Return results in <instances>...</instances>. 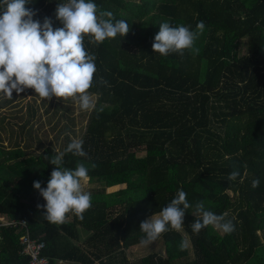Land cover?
<instances>
[{"label": "trees", "instance_id": "1", "mask_svg": "<svg viewBox=\"0 0 264 264\" xmlns=\"http://www.w3.org/2000/svg\"><path fill=\"white\" fill-rule=\"evenodd\" d=\"M62 2L31 0L27 7L37 12L34 19L42 23L48 17L58 28L55 10ZM93 2L112 12L114 22L127 21L130 31L98 46L85 38L86 51L96 57L89 89L96 107L80 138L87 156L66 153L63 167L96 165L88 174L90 187L83 189L91 193L92 207L82 221L69 214L67 223L50 224L45 209L38 208L46 201L33 182L47 186L55 167L50 158L72 140L64 134L57 150L36 139L35 149L22 150L24 137L12 130V143L4 145L0 136V217L25 219L30 236L44 242L48 264H264V0ZM165 21L193 31L203 21L198 54L154 53V37ZM242 43L245 52L239 54ZM4 97L0 94V110L15 102L16 93ZM26 112L19 127L36 117L29 103ZM233 171L240 175L229 181ZM256 179L260 183L253 188ZM179 190L191 205L182 231L163 234L161 251L128 258L144 237L141 222ZM201 201L206 210L225 214L235 230L225 234L206 227L194 233L191 224L199 218ZM20 234L0 227V264H28L20 254ZM181 241L187 244L184 251L178 248Z\"/></svg>", "mask_w": 264, "mask_h": 264}, {"label": "clouds", "instance_id": "2", "mask_svg": "<svg viewBox=\"0 0 264 264\" xmlns=\"http://www.w3.org/2000/svg\"><path fill=\"white\" fill-rule=\"evenodd\" d=\"M30 3L31 0H0V94L13 99L14 91L20 95L32 89L47 101L53 97L62 101L71 98L82 111L94 110L96 105L89 89L97 71L96 57L86 51L85 38L98 46L106 39H115L118 35L125 37L130 25L125 20L114 22L113 13L100 11L93 0H66L58 3L55 10L62 27L53 28L48 17L42 23L34 19L37 12L27 7ZM204 27L203 21L197 23L196 31L183 24L162 22L152 50L161 56L183 55L185 50L198 54L195 42ZM66 153L87 156L83 141L73 139L63 152L50 158L49 162L55 167L47 186L41 187L40 181L33 182L34 189L46 201L38 208L45 209L44 218L56 226L67 223L69 214L82 221L83 214L92 207L91 193L82 189L81 181L88 178L90 168L95 169L96 165L93 163L89 167L77 162L74 169L65 168L63 157ZM239 175V171H233L228 180L235 181ZM259 183V179L253 180V188ZM186 197L187 193L179 190L159 213L141 222L140 231L144 233L141 244L149 246L169 231H182L186 210L191 206ZM196 215L199 218L191 224L196 234L206 227L225 234L235 230L225 214L206 210L203 201L196 204ZM186 247L184 241L178 245L180 251Z\"/></svg>", "mask_w": 264, "mask_h": 264}, {"label": "rangeland", "instance_id": "3", "mask_svg": "<svg viewBox=\"0 0 264 264\" xmlns=\"http://www.w3.org/2000/svg\"><path fill=\"white\" fill-rule=\"evenodd\" d=\"M244 52L245 45L242 43L239 49V54H243ZM92 99L94 102V96H92ZM28 103L32 108L36 109V118L34 119V124L37 127L34 126L36 129L30 132L33 134V137H24L25 142L22 145L23 149H25L24 145L26 144L27 146L29 145L31 149H35L36 139H40L41 141H45V144L51 142L54 148L59 150L64 144V134H67L71 140H80L87 115L90 111H82L79 105L71 98L62 101L53 97L51 101H47L36 95L33 90L30 94H25L24 97L16 94L15 102L6 105V107L3 110H0V112L8 117L9 123H11L10 125L13 126L14 124L22 122V120H19L18 118H27L26 111ZM56 110L57 112L55 114L54 112ZM48 120L50 123H48ZM12 130L15 132V134L20 132L17 127H12ZM61 131H63V133H58ZM57 135H59L58 139ZM0 136L4 145H7L9 142L8 140H11V133L7 130ZM14 136H12L13 140H11V143L14 141V139H16ZM81 184L86 186V180H82ZM119 187L120 186H116L110 188V190H116ZM261 238L264 243V233L261 234ZM162 247V242L160 240H157L155 243L149 246L140 244L129 249L128 258L135 259L143 257L150 252H159L162 250Z\"/></svg>", "mask_w": 264, "mask_h": 264}, {"label": "built area", "instance_id": "4", "mask_svg": "<svg viewBox=\"0 0 264 264\" xmlns=\"http://www.w3.org/2000/svg\"><path fill=\"white\" fill-rule=\"evenodd\" d=\"M0 227H9L21 232L19 237L20 254L28 257V264H48V259L42 255L45 247L43 241L32 238L25 219H9L0 217Z\"/></svg>", "mask_w": 264, "mask_h": 264}, {"label": "crops", "instance_id": "5", "mask_svg": "<svg viewBox=\"0 0 264 264\" xmlns=\"http://www.w3.org/2000/svg\"><path fill=\"white\" fill-rule=\"evenodd\" d=\"M36 118V117H35ZM34 118V119H35ZM34 119L32 120V122H30L28 125H26V126H21V127H19L18 125L21 123H18V124H14L13 126H11L10 124L11 123H9V119H8V117L5 115V114H3V113H1L0 112V135L3 133V132H5L6 130L7 131H9V132H11L12 131V127H17L20 131H21V133H19V136L21 135L22 137H25V136H32L33 137V134L32 133H30L32 130H35L36 128L35 127H37L35 124H34ZM35 126V127H34ZM29 132V133H28ZM14 137H16V135L14 136ZM20 138V137H19ZM21 141V143H20V146H21V149L22 150H24L23 148H22V145L24 144V142H25V139L23 138V140H20ZM27 146V144L26 145H24V147H26ZM29 146V145H28ZM86 180V182H87V179H85ZM82 185V184H81ZM85 185H82V189H87V188H89L90 187V185L87 183V185L84 187ZM113 188V187H112ZM108 191H114V190H110V188L108 189ZM83 237H84V233L83 232H80V240H82L83 239ZM55 264H78V263H73V262H68V261H57ZM95 264H97V263H95Z\"/></svg>", "mask_w": 264, "mask_h": 264}]
</instances>
